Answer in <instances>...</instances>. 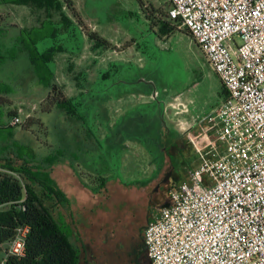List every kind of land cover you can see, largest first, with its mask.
<instances>
[{
  "label": "rangeland",
  "instance_id": "1",
  "mask_svg": "<svg viewBox=\"0 0 264 264\" xmlns=\"http://www.w3.org/2000/svg\"><path fill=\"white\" fill-rule=\"evenodd\" d=\"M69 1L71 6L58 0L60 10L49 12L22 6L0 9V16L8 13L15 24L40 26L44 22L46 38L39 48L61 49L54 56L55 64H50L59 84L71 82L77 98L87 91L92 99L89 108L70 104L69 110L75 109V113H67L68 117L56 116L55 110L45 115L47 129L39 136L47 135L57 150L56 144L68 139L70 132L83 136L98 119L109 117L110 127H115L114 120L129 110L136 114L139 128L151 110L159 108L171 132H164L162 142L152 152L141 142H127L123 147L119 141L109 143L105 153L110 167L95 169L93 178L83 175L94 191L86 188L84 195L77 193L72 198L69 191L68 198L57 189L64 195L61 202L47 201L55 220L68 228L73 242L86 247L88 255L84 257L94 264H124L120 246L124 231L134 227L135 247L138 235H143L150 220L159 214V198L168 201L171 185L184 181L189 170L199 167V156L188 135H197L200 129L191 125V118L210 114L225 98V89L186 29L170 24L176 30L167 36L160 34L155 23L167 21L169 0ZM237 41L240 43V38ZM177 98L189 114H176L172 106H178ZM30 110L34 113L36 108ZM32 148H28L29 153ZM170 171L169 181L158 188Z\"/></svg>",
  "mask_w": 264,
  "mask_h": 264
},
{
  "label": "built area",
  "instance_id": "2",
  "mask_svg": "<svg viewBox=\"0 0 264 264\" xmlns=\"http://www.w3.org/2000/svg\"><path fill=\"white\" fill-rule=\"evenodd\" d=\"M169 3L168 20L191 32L225 98L192 116L200 165L169 190L168 207L143 232L145 248L151 264H264V0ZM176 102V114H189ZM17 112L10 126L23 124ZM30 231L1 246L0 264L25 257Z\"/></svg>",
  "mask_w": 264,
  "mask_h": 264
},
{
  "label": "crops",
  "instance_id": "3",
  "mask_svg": "<svg viewBox=\"0 0 264 264\" xmlns=\"http://www.w3.org/2000/svg\"><path fill=\"white\" fill-rule=\"evenodd\" d=\"M2 8L5 7L0 6V9ZM37 27L39 25L24 26L15 23L0 27V99L5 102L4 105H0V163H5V160L8 159L16 166L25 165L26 162L32 166L37 163V173L40 176H47L53 187L59 189L64 195L67 196L71 191L72 198V195L77 193V195H84L83 192L86 188L94 189L87 184V178L83 177L84 174L93 178L95 169L101 167L104 170L105 165L110 167V157L105 153L109 143L120 142L124 137L127 142H140L144 131H138V127L135 125L136 114L125 110L123 118L114 120L115 127H110L112 121L108 119L109 117L101 121L98 119L91 124L92 128L86 129L83 136L70 132L68 139L56 144L57 150L54 144L49 142L47 135L45 138H41L39 133L42 131L45 133V129H47L43 119L45 115H51L58 111L56 116L68 117L66 111L55 103L50 110H46L48 99L52 93L51 84L54 83L60 87L64 98L73 101V103L71 102L72 106H76L75 103H81L89 108L92 99L87 91L86 94L82 92L83 96L77 98L75 95L77 93L75 90L73 91L71 82L66 81L65 86L60 85L58 77L50 66L52 72H49V69L38 67L23 51H19L21 53H18L13 61H5L7 56L15 55L17 52L16 43L22 29ZM52 64H55V61ZM33 106L36 108L34 113L30 110ZM19 109L23 110L20 114L23 124L16 127L10 126L11 118L18 114ZM11 112H16V114L10 117ZM158 112L159 109L151 110L150 117L145 120V125L151 127L154 124L157 126L156 122L158 121H155V118L158 116ZM30 119L33 121L27 124ZM93 126L97 128H93ZM6 132H9L10 137ZM152 134L155 138L158 137L157 131L150 128L147 138L151 140ZM28 148H32L30 153ZM35 158L38 161H34ZM84 168L91 172L85 171ZM174 185L172 184L171 188ZM80 198L75 199L78 201L81 200ZM84 259L83 264H94L93 260L89 261L87 257Z\"/></svg>",
  "mask_w": 264,
  "mask_h": 264
},
{
  "label": "trees",
  "instance_id": "4",
  "mask_svg": "<svg viewBox=\"0 0 264 264\" xmlns=\"http://www.w3.org/2000/svg\"><path fill=\"white\" fill-rule=\"evenodd\" d=\"M69 6L71 2L64 0ZM0 6L9 8L11 6L30 7L36 11L47 10L57 11L61 6L58 0H0ZM52 16L49 15V20ZM11 17L7 13L0 16V27L10 26ZM167 21H156L155 25L161 35L167 36L174 30ZM41 23V22H40ZM55 23V22H48ZM46 25L44 22L37 28L22 29L20 38L16 43V53L7 56L5 61H13L19 51L27 53L32 62L40 68L49 69L50 64L54 62V56L57 52L61 53V49L55 46L45 51H40L39 46L43 39L46 38L44 30ZM192 39L193 36L189 30L185 31ZM52 36H55L52 34ZM51 97L48 99L49 104H57L58 107L66 111V113H75L69 110L71 99L64 98L63 92L57 84H51ZM5 102L0 99V105ZM46 107V110H50ZM73 107V106H72ZM160 115L162 109L159 108ZM16 112H11L12 117ZM160 120V119H159ZM33 119L27 121L32 122ZM36 124V123H33ZM150 126L144 130L141 143L151 152L156 148V144H160L164 138V125L161 121L157 126L152 128L157 131L158 137L152 134V139H148ZM146 133V134H145ZM10 137L9 132H6ZM158 148V147H157ZM160 156V155H159ZM163 159V158H162ZM38 168L29 163L16 166L9 159L5 163H0V251L1 246L14 239L17 230L24 226H29L31 231L27 239L26 255L22 258L11 257L7 264H83L84 256L88 255L86 247H80L71 239V233L68 228L55 220L52 207L47 206V201L61 202L64 195L53 187L48 177L40 176ZM141 264H151L148 252L143 242V235H138L136 246L134 247Z\"/></svg>",
  "mask_w": 264,
  "mask_h": 264
},
{
  "label": "flooded vegetation",
  "instance_id": "5",
  "mask_svg": "<svg viewBox=\"0 0 264 264\" xmlns=\"http://www.w3.org/2000/svg\"><path fill=\"white\" fill-rule=\"evenodd\" d=\"M158 116L155 118V121H161L162 124L164 125V130L165 132L168 131L169 134H171L170 132V128L168 127V125H166L165 123V120H164V113L162 112L161 115H160V112H158L157 114ZM160 119V120H159ZM154 120V119H153ZM156 122V123H158ZM148 125H144L143 127H139L138 128V131H143V130H146ZM154 124H152V128H154ZM151 128V129H152ZM173 136V135H172ZM121 144L120 146H124L127 141L125 140V137L123 139H121ZM164 150V149H163ZM172 171H170L167 176H165L164 179L161 180V183L159 185L158 188H160V186H162L164 183H167L169 181V178L170 176L172 175ZM166 177H168L167 180ZM159 204H158V211L161 212L162 209L164 208V206L166 204H168V201H166L164 198H161L158 200ZM133 225V224H132ZM134 227L133 226H130L128 229H126L123 233V240L120 242V246L123 247V250L121 251L123 253V262L124 264H141V259L139 258L137 252L135 251L134 249V246H132V239L134 237V231H133ZM121 252H119V257L121 258ZM119 258V259H120Z\"/></svg>",
  "mask_w": 264,
  "mask_h": 264
},
{
  "label": "water",
  "instance_id": "6",
  "mask_svg": "<svg viewBox=\"0 0 264 264\" xmlns=\"http://www.w3.org/2000/svg\"><path fill=\"white\" fill-rule=\"evenodd\" d=\"M167 179H168V177H166V180H167ZM165 207H168V204H166V205L164 206V208H165Z\"/></svg>",
  "mask_w": 264,
  "mask_h": 264
}]
</instances>
